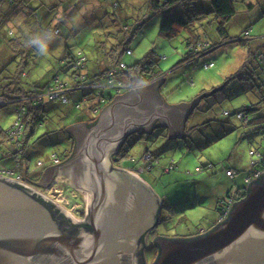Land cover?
<instances>
[{
	"label": "trees",
	"instance_id": "16d2710c",
	"mask_svg": "<svg viewBox=\"0 0 264 264\" xmlns=\"http://www.w3.org/2000/svg\"><path fill=\"white\" fill-rule=\"evenodd\" d=\"M143 3L148 5L149 13L162 15L161 34L168 38L177 35L182 38L184 53L177 68L181 66L187 68L185 80L189 83H193L191 73L199 64L205 69L215 66L213 60L201 63V58H205L207 54L231 42L247 47L241 68L227 76L223 85L210 92L203 90L191 99L193 102L204 96L192 114H202L201 116L205 118L204 122L200 123L198 120L193 128L188 131L186 129L187 138L188 134L199 131L201 126L211 124L212 121H220L225 126L231 121L225 118L230 117L237 119L244 134H263L264 33L258 37L252 36V24H249L244 26L238 35H232L230 26L231 21L240 13L254 12V10L264 12L261 7V4L264 5V0H143ZM75 12L81 17L77 20L79 24L72 22L71 16ZM97 15L105 20V23L116 22L118 18L124 16L128 18L118 0L93 2L92 0H0V108L12 104L15 112L19 117L21 116L20 121L26 118L17 132L20 145L15 144V134L8 138L16 129L18 130L16 124L11 125L0 139V172L4 167L16 169L20 166V162L13 155L11 157L7 154L15 152L16 156L20 155L22 160H25L30 140L35 137L38 127L45 126L47 122L53 123L56 120L65 123L56 134L52 135V138L58 141L55 143H60L62 139L65 141L64 148L60 155L56 152L52 154L55 156L64 154L65 157H70L74 138L68 129L89 120L87 113H93L96 109L93 119L89 120L91 127L104 107L116 94H119V90L125 85L124 90L129 88L131 78H134L137 84H146L163 78L166 84L164 72L159 69L158 57L147 55L130 64L123 61V54L131 56L134 54V50L127 45L128 35L132 31L128 24L120 27L124 35L115 37L116 42H109L111 48L107 50H98L101 47L100 43L105 48L107 41L98 39L96 42L95 37L91 40L87 38L88 42L84 44L78 39L73 41L75 43L68 40L86 27L90 17L93 16V19ZM96 20L93 19L91 22L96 23ZM133 26L136 28L138 22ZM108 29H105V33L112 38L114 35L108 32ZM49 34L52 39L47 40ZM34 38L47 40L46 55L39 54L37 46L29 43ZM86 47H94V57L86 52ZM234 80H244L242 81L244 83L239 82L233 86L231 84L235 83ZM60 85L62 89L59 88ZM57 89L61 91V100L51 97L52 92ZM113 89H116L114 93L111 92ZM167 91L172 94V91L168 89ZM250 91L256 94L257 102L246 101L238 105L232 102L236 97H240L241 92ZM211 92L213 93L210 94ZM64 98H67L66 102L62 101ZM46 107L49 109H47L48 113L46 111V115H41ZM238 114H242L241 118ZM218 115H221V118ZM146 135L145 132L140 131L129 136L119 152V160H131L136 152L135 148L140 147ZM154 135L156 136L153 137ZM37 138L40 140L42 135ZM151 138V143L152 141L157 143L154 146L156 152L151 150L153 146L150 145V149L145 153L150 157L140 164L143 170L152 169L154 163H160L161 154H157V148H160L161 142L171 140L170 129L157 128ZM257 146H253L254 149L250 148V155L257 154L258 158L253 160V167L245 176V179L252 178L259 173L260 176L253 181H259L264 177V152L259 151V147L264 148V144L260 141L257 142ZM173 165L175 163L170 160L169 168ZM228 171L232 174L234 172L227 169L226 174ZM245 184L244 188L237 186L234 190L240 198L228 195L219 199L217 216L212 221L221 215V206L227 204L228 199L239 201L246 196L250 183L245 181ZM12 185L25 190L22 185L16 183ZM33 196L46 204L64 223L78 228L77 224L53 204L39 195ZM196 234L182 238H190Z\"/></svg>",
	"mask_w": 264,
	"mask_h": 264
},
{
	"label": "water",
	"instance_id": "95a60500",
	"mask_svg": "<svg viewBox=\"0 0 264 264\" xmlns=\"http://www.w3.org/2000/svg\"><path fill=\"white\" fill-rule=\"evenodd\" d=\"M161 79L136 88L131 78V90L105 106L91 127L86 122L71 126L68 131L77 143L73 156L64 163L66 171L57 166L53 176H42L39 182L48 187L62 175L82 190L86 215L88 210L92 212L91 229L68 233L65 230L72 226L33 195L53 204L74 224L84 219L74 218L36 189L0 176V264H146L139 236L158 223L160 201L137 176L139 172L124 168L110 172L109 150L143 131L147 135L138 151L140 158L150 149L157 128H169L171 138L186 136L184 120L204 96L168 105L158 92ZM128 175L133 176L131 184L126 183ZM253 180L246 196L234 202L229 216L208 232L190 238L157 236L160 252L153 264H264V177ZM129 224V229L122 227Z\"/></svg>",
	"mask_w": 264,
	"mask_h": 264
},
{
	"label": "rangeland",
	"instance_id": "374dc122",
	"mask_svg": "<svg viewBox=\"0 0 264 264\" xmlns=\"http://www.w3.org/2000/svg\"><path fill=\"white\" fill-rule=\"evenodd\" d=\"M118 1L121 7L125 9L128 18L126 16L123 18L116 17L118 21L105 23V20L97 15L93 18L97 19L96 23H93L91 22L93 20L92 16L89 18L86 27L81 29L79 34L71 36L68 40L73 42L78 39L81 44H84L88 42L87 38L91 40L95 37L96 42L98 39L99 41H107L105 48L100 43L101 47L98 50H107L111 48L109 42H116L115 37L124 35L120 31V27L123 24L130 25L132 31L128 35L127 45L134 50V54L132 56L123 54L122 59L130 64L141 60L147 55L158 57L159 69L164 72V78L166 79L164 93H166L165 98L168 105L179 104L181 100L190 102L194 95L200 94L204 89L207 92L212 91L215 87L223 85L225 76L241 68L247 47L234 42L227 43L214 52L207 54L205 58H201V63L206 60H213L215 62L214 67L205 69L199 64L194 72L191 73L193 83L187 82L185 80L187 68L184 66L177 68L184 53L182 38L179 35L168 38L161 34L162 15L160 13H149L148 5L143 3V0ZM261 7L264 9L263 4H261ZM259 15L260 10H255L251 18L247 17L244 19L242 18L243 14L240 13L231 21V34L238 35L245 24H248L246 21H249V24H252L251 35L254 37L260 36L264 32V19H256ZM71 18L74 24L80 23L77 20L81 19V17L78 16L77 12L72 13ZM135 20L138 22L136 28L133 26L136 23ZM107 28H109L108 32H112V35H114L112 38H109L110 36L105 33ZM86 52L91 57L95 55L94 47H86ZM242 81L244 80H236L231 85L235 86L239 82L242 83ZM150 83L137 84L135 81L136 88L147 86ZM123 87L125 88L126 85ZM124 88L119 90L120 95L124 94ZM167 89L172 91V94H169ZM115 90L113 89L111 92L114 93ZM129 90H131V83L127 91ZM246 101L257 102L256 94L253 91L241 92L240 97L232 100L235 105ZM226 104L228 105L229 102ZM201 115L199 114V118L194 115L190 119L187 131L196 124L192 125L193 121L204 122L205 117ZM20 117L15 112V107L12 104L0 108V139L11 125L15 126L16 124L19 128L21 124L23 125V122L25 123L26 118L20 121ZM93 117L90 116L88 119L92 120ZM218 117L221 118V115H218ZM225 119H231L229 124L225 126L220 121H212L211 124L208 123L201 126L199 131L188 134L190 138L181 137L165 141L164 143H169V147H165L161 153L162 164L154 163L152 169H142L139 172L143 180L152 187L160 201L158 224H155L153 232L150 233L147 239L151 240L154 235L156 237H184L198 233L201 227L208 226L211 220L217 216L219 199L228 195L239 196L234 190L230 191L232 182L237 183L242 188L246 186L245 176L252 169L253 160L258 158L257 154L256 156L250 155V148L258 147L257 142L260 141L264 144V133L244 134V130L236 118ZM89 120H86L87 124H89ZM64 124V122L61 123L55 120L53 123L47 122L45 126L38 127L35 137L30 140L28 147V154L32 157V165L35 168L32 172L38 171V168L42 171L41 168H44L45 165L44 163L39 165L40 162L46 163L50 161L54 165L58 164V162L53 160L52 152L60 155L65 141L62 139L60 143H55L58 141L54 140L52 135L56 134L57 130ZM46 132L47 134L45 135ZM41 135L42 138L38 140L37 137ZM11 136L12 134L8 138ZM15 142V144L20 145V141L17 138ZM153 142H150L149 145L154 147L157 143ZM10 145L13 146L12 144ZM259 151L264 152L263 146L259 147ZM139 155L138 152L132 157L137 159ZM13 156L15 157L16 154ZM149 157L148 154L145 156L143 154L140 158L145 160ZM169 160L175 163L171 168L167 164ZM164 166L168 169L167 171H165ZM227 169L233 170L232 176L234 173L235 175L233 177L227 176L229 175L228 173L226 174ZM18 174L17 172L13 175L17 176ZM68 182V178L57 177L50 186L43 187L45 195L65 210L70 211L74 218L84 219L87 209L85 194ZM155 238L152 243L149 242L148 247L146 246L144 251V257L148 264H152L153 258L160 251Z\"/></svg>",
	"mask_w": 264,
	"mask_h": 264
},
{
	"label": "crops",
	"instance_id": "0c3cea01",
	"mask_svg": "<svg viewBox=\"0 0 264 264\" xmlns=\"http://www.w3.org/2000/svg\"><path fill=\"white\" fill-rule=\"evenodd\" d=\"M255 11V10H254ZM252 14H253V12H246V13H244L243 14V16H242V18H247V17H252ZM256 19H264V12H261L260 13V15H259V17L258 18H256ZM248 24L247 25H249V21H246ZM245 26H246V24H245ZM264 33V32H263ZM258 45L260 44V42H258L257 43ZM243 63V62H242ZM242 63H241V65H242ZM232 73H234V71L232 72ZM232 73H230L229 75H231ZM229 75H227V76H229ZM227 76H225V78H227ZM242 83H244V82H242ZM164 81L158 86V92H159V94H160V96L165 100V102L167 103V99L165 98L166 96H165V94L166 93H164ZM166 85V84H165ZM240 85V84H239ZM242 85V84H241ZM204 90H206V89H204ZM125 92H127V90H124V93ZM117 95H120V94H116L115 96H114V98L117 96ZM195 96V95H194ZM193 96V97H194ZM192 97V98H193ZM182 102H185V103H190L188 100H185V101H181L180 103H182ZM168 104V103H167ZM171 105H174V104H171ZM48 107H46V109H45V111H43L42 113H41V115H46V113H48ZM47 111V112H46ZM194 111V110H193ZM193 111L191 110L190 112H189V114L186 116V118H185V120H184V127H183V130H184V132H185V135H186V129H187V126H188V123H190V119L195 115V114H192L193 113ZM46 112V113H45ZM97 111H96V109L94 110V112L93 113H87L88 114V116L90 117V116H93V115H95V113H96ZM99 116V115H98ZM196 116V118H199L198 116H199V114L198 115H195ZM197 121V120H196ZM85 122H87V121H85ZM198 122V121H197ZM196 122L195 121H193V123H192V125L193 124H195ZM70 134H71V136L74 138V140H75V136H74V134L71 132V131H68ZM157 133V132H156ZM154 137V136H153ZM180 137H172L171 139H179ZM185 138H187V135L185 136ZM189 138V137H188ZM162 143H164V142H161V144H160V148H157V150H159L158 152H157V154H161L162 153V151L164 150V148L165 147H168L169 146V143L168 144H162ZM144 146V145H143ZM142 146V147H143ZM141 147V144H140V147H138L137 146V148H136V152L135 153H137L138 154V151H140L139 149L140 148H142ZM152 148H154V147H151V150H152ZM155 149H153V151H154ZM154 152H156V151H154ZM31 158L32 157H30L29 156V154H28V152H27V157H25V172H27L28 174H29V177H30V179H32V181H34V182H41V176H40V173H38L37 174V172L38 171H33L32 172V170H35V168H34V166L32 165L33 163H32V160H31ZM141 160V161H140ZM140 161V162H139ZM161 159H160V163H159V165H161L162 163H161ZM170 161V160H169ZM168 161V165H170V162ZM141 163H143V160L141 159V158H138V159H135V158H132L131 160H128V159H124V160H120V162H119V166L120 167H123V168H125V169H129V170H131V171H133L135 174L137 173L138 174V172H140V164ZM44 165H45V167L44 168H47L48 166H51L52 165V163L50 162V161H47L46 163H44ZM139 167V168H138ZM165 167V166H164ZM168 167V166H167ZM43 168V169H44ZM165 169V171H167L168 169L165 167L164 168ZM137 176H139V175H137ZM141 176V175H140ZM139 176V177H140ZM58 177H60V178H62V179H67L66 177H64V176H62V175H59ZM140 178H142V176L140 177ZM143 179V178H142ZM150 186V185H149ZM238 186V184L237 183H235V182H232V184H231V190L230 191H232V190H235L236 189V187ZM151 187V186H150ZM152 188V187H151ZM154 191V190H153ZM211 224V223H210ZM209 224V225H210ZM204 228H206V227H201L200 229L201 230H203ZM199 233V232H198Z\"/></svg>",
	"mask_w": 264,
	"mask_h": 264
},
{
	"label": "flooded vegetation",
	"instance_id": "af4514ba",
	"mask_svg": "<svg viewBox=\"0 0 264 264\" xmlns=\"http://www.w3.org/2000/svg\"><path fill=\"white\" fill-rule=\"evenodd\" d=\"M150 95V94H149ZM156 124V123H155ZM177 125H178V123H177ZM82 127H85L84 125H81ZM74 130H76V128L74 129ZM126 142V141H125ZM124 142V143H125ZM76 143H77V140L75 139L74 140V147H75V145H76ZM124 146V144L121 146V147H119L118 148V145L116 146L115 145V148H113L112 150H115V151H113L112 152V150H109V162H110V166H109V171L110 172H112V173H119V172H122V170H119L118 169V167H119V162H120V160H119V152H120V150H121V148ZM74 147H73V151H72V154H73V152H74ZM118 148V149H117ZM71 154V156L70 157H72L73 155ZM70 157H65V155L64 154H62L61 156H59V162H58V165H54V164H52L51 166H48L47 168H41L42 169V171H40L39 170V168H38V173H40V176L42 177V176H44V177H47V178H50L51 176H53L54 175V173H52V171L55 169V167H57V166H59V167H62V169H64L65 171H66V169L65 168H67V167H65V162L70 158ZM43 163H45V162H43ZM74 164H76L77 163V161H74L73 162ZM20 167H18V168H16V169H19ZM23 169V166L21 167V169L20 170H22ZM127 170V169H126ZM129 170V169H128ZM128 172H130V173H133V172H131V171H128ZM52 173V174H51ZM133 175V174H132ZM132 175H128V177L126 176V183H128V184H131L132 183V178H133V176ZM49 182V181H48ZM49 184V183H48ZM45 186H47V184L45 185V184H41V183H39L38 182V188L40 187V188H42V187H45ZM159 217V216H158ZM92 222V212L90 211V210H88V213H87V215H86V217H84V220H82L81 221V223L80 224H77L78 225V229L77 228H70V230H65V231H67L68 233H70V234H77V233H79L82 229H84V228H86V229H91V226H90V223ZM156 224H158V223H156ZM122 227H125V228H131L132 227V225H126V226H122ZM154 228H155V224H154V226L153 227H151V228H148L147 230H145L144 232H142L141 234H140V236H139V241H140V244H141V242L143 243V247H142V252H144L145 251V248H146V246L148 247V244L149 243H146L145 241H144V238L146 239V238H148L149 237V235H150V233H152L153 232V230H154ZM76 232V233H75ZM156 236L154 235L152 238H151V240H150V242L152 243L153 242V240H154V238H155ZM148 240V239H147ZM142 254V253H141ZM128 263V262H127Z\"/></svg>",
	"mask_w": 264,
	"mask_h": 264
},
{
	"label": "bare ground",
	"instance_id": "6f19581e",
	"mask_svg": "<svg viewBox=\"0 0 264 264\" xmlns=\"http://www.w3.org/2000/svg\"><path fill=\"white\" fill-rule=\"evenodd\" d=\"M59 88L60 89H62V85H60L59 86ZM57 90H59V89H57ZM68 90H70V89H68ZM55 91V90H54ZM52 95H53V92H52ZM52 95H51V97H52ZM53 98V97H52ZM54 98H60V97H54ZM66 100H67V98H65ZM59 100H61V98L59 99ZM62 101H63V99H62ZM63 102H66V101H63ZM12 136H13V134H12ZM15 137V139L17 138L18 139V137L17 136H14ZM15 139H14V141H15ZM19 141V140H18ZM16 143V142H15ZM18 150V149H17ZM18 152H19V150H18ZM16 153L14 152V153H8L7 155H15ZM17 155V154H16ZM52 155H55V154H52ZM11 157H13V156H11ZM22 156H15L14 158L15 159H17L19 162H20V168L19 169H11V168H6V167H4V169H3V171L2 172H0V176H3V177H7V178H11V179H14L15 180V178H17V180H19L20 178H22L24 181H26V183H30V184H32L33 186H35V188H37L38 190H43V191H45V189L42 187V188H38V184H35V183H32L31 181H32V179H30V177H29V174L27 173V172H25V160H22V158H21ZM58 159H59V156H56ZM43 164V162H40L39 163V165H42ZM23 166V169L22 170H20L21 169V167ZM121 169H123L122 167H120ZM125 169V168H124ZM128 170V169H127ZM128 171H131V170H128ZM19 173L17 176H15V175H13L14 173ZM131 172H133V171H131ZM139 176H140V173L138 174ZM31 180V181H29V180ZM34 182V181H33ZM36 183H38V182H36ZM66 211H68V210H66ZM69 213H70V211H68ZM71 215L73 216V214L71 213ZM75 218H77V217H75ZM78 219V218H77ZM211 224L210 225H208V226H204V227H206V228H204L203 230H201V229H199L198 230V232L199 233H197L196 235H198V234H203V233H206V232H208L211 228H213V227H215L216 225H217V223L215 222V221H212L211 220V222H210ZM195 236V235H194ZM181 237V236H180ZM150 242V240L148 239L147 240V238H146V243H149ZM160 252V251H159ZM159 255V253L157 252V255H156V257H154L153 258V262H152V264L154 263V261L157 259V256ZM145 261H146V258H145ZM146 264H148L147 262H146Z\"/></svg>",
	"mask_w": 264,
	"mask_h": 264
},
{
	"label": "built area",
	"instance_id": "2783aa9c",
	"mask_svg": "<svg viewBox=\"0 0 264 264\" xmlns=\"http://www.w3.org/2000/svg\"><path fill=\"white\" fill-rule=\"evenodd\" d=\"M60 92H61V91H59V90H55V91H53V95H52V97H53V98H54V97H61ZM63 101H66V99L64 98ZM238 116L241 118L242 114H238ZM21 127H22V124L20 125V127L18 128V130L16 129L15 132H13L12 134H13V135L15 134L14 136H17V132H19V130H20ZM145 155H146V154L144 153V156H145ZM53 158H54V159H53L54 161L59 162V159H58L55 155H53ZM56 162H54V163H56ZM142 169H143V168L140 167L139 170L141 171ZM228 174H229V175H232V173H231L230 171H228ZM258 175H259V173L256 174V175H255L254 177H252V178H247L246 181H248V183H250V182H251L253 179H255ZM15 180H17V178H15ZM17 181L22 182V183H24V184H26V185H28V186H30V187L36 189L37 191H39V192L45 194V191H43V190H38V189L35 188V186H33L32 184H30V183H26V181H24L22 178H20V179L17 180ZM226 202H227V204L221 206V215L215 220V222H216L217 224H218L219 222L223 221L224 219H226V218L229 216V212H230V210H231V208H232L234 202H236V201H234L233 198H230V199H228V201H226Z\"/></svg>",
	"mask_w": 264,
	"mask_h": 264
},
{
	"label": "clouds",
	"instance_id": "9594fccd",
	"mask_svg": "<svg viewBox=\"0 0 264 264\" xmlns=\"http://www.w3.org/2000/svg\"><path fill=\"white\" fill-rule=\"evenodd\" d=\"M52 39L51 34L48 35L47 40ZM47 40H41L40 38H34L29 43L31 45H36L39 54L46 55L48 51V43ZM134 173V172H133Z\"/></svg>",
	"mask_w": 264,
	"mask_h": 264
}]
</instances>
